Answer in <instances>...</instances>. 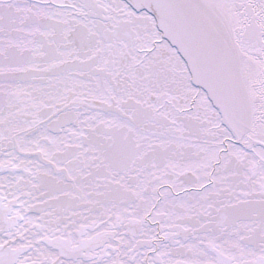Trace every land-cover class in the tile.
<instances>
[{
	"label": "snow or ice",
	"instance_id": "snow-or-ice-1",
	"mask_svg": "<svg viewBox=\"0 0 264 264\" xmlns=\"http://www.w3.org/2000/svg\"><path fill=\"white\" fill-rule=\"evenodd\" d=\"M0 264H264V0H0Z\"/></svg>",
	"mask_w": 264,
	"mask_h": 264
}]
</instances>
